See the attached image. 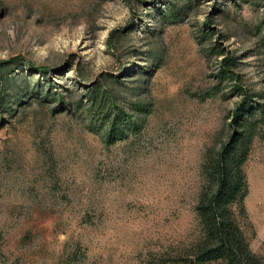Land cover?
<instances>
[{"label":"rangeland","instance_id":"rangeland-1","mask_svg":"<svg viewBox=\"0 0 264 264\" xmlns=\"http://www.w3.org/2000/svg\"><path fill=\"white\" fill-rule=\"evenodd\" d=\"M263 37L264 0H0V264H171L205 155L264 108ZM89 88L139 104V132L108 141ZM258 133L241 225L264 261Z\"/></svg>","mask_w":264,"mask_h":264},{"label":"trees","instance_id":"trees-1","mask_svg":"<svg viewBox=\"0 0 264 264\" xmlns=\"http://www.w3.org/2000/svg\"><path fill=\"white\" fill-rule=\"evenodd\" d=\"M260 44L264 49V37ZM6 66L0 63L1 70ZM234 66L232 58H224L219 77L234 80ZM36 73L48 77L45 68L36 69ZM81 80L76 79L80 83ZM36 86L42 93L43 86L39 82ZM87 96L91 110L96 108L101 115L100 126L107 127L108 141L125 138L129 132H139L138 115L142 110L139 104L133 103L128 109L118 106L110 94L102 95L94 88L88 89ZM229 127L231 132L227 139L205 155L202 183L194 207L199 233L189 246L172 255L168 253L171 264H264L251 251L241 225V219L246 216L244 200L248 194L244 165L255 136L259 130H264V108L259 109L245 98Z\"/></svg>","mask_w":264,"mask_h":264}]
</instances>
